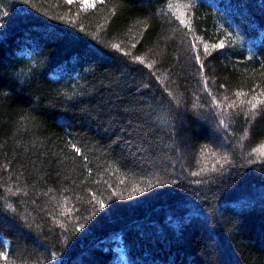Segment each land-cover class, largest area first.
Listing matches in <instances>:
<instances>
[{
  "label": "trees",
  "instance_id": "16d2710c",
  "mask_svg": "<svg viewBox=\"0 0 264 264\" xmlns=\"http://www.w3.org/2000/svg\"><path fill=\"white\" fill-rule=\"evenodd\" d=\"M89 3L0 0V251L264 264V0Z\"/></svg>",
  "mask_w": 264,
  "mask_h": 264
},
{
  "label": "snow or ice",
  "instance_id": "6c2138e0",
  "mask_svg": "<svg viewBox=\"0 0 264 264\" xmlns=\"http://www.w3.org/2000/svg\"><path fill=\"white\" fill-rule=\"evenodd\" d=\"M69 3L72 2V0H68ZM83 3L86 5V6H92L90 3H89V0H83ZM171 7V5H170ZM180 23L182 25H184L185 27H189V22L186 21L185 19H180ZM115 47H118V46H115ZM224 47V44L223 42L221 43H218V44H213L212 45V48L213 49H222ZM193 48H196V44H193ZM204 52L206 55H210L211 53L208 51V46L205 44L204 45ZM135 59H137L140 63H144L143 59L141 57H136ZM196 61L198 64L201 65V72H203L204 70V65H203V62L201 61V58L199 55L196 56ZM148 67H151V65H147ZM205 84H207V79L205 78ZM205 91H208V88L207 86L205 87ZM171 95V93H169ZM243 95V93H237V96H241ZM255 99V97L253 98ZM213 103H216L217 107H220V104L213 100ZM248 103L250 104L251 108L250 110H256L258 108V104L259 103H264L262 101H258L257 103H252L251 100L248 101ZM228 107H234V104H229ZM224 112L225 114H227V108L224 109ZM221 124H224V120H221L220 121ZM72 148L74 149V151L79 154L80 153V149L78 147H76V145H72ZM215 155V154H213ZM261 155H264V152H261ZM225 161L227 160V157H224L223 158ZM217 163H220V161H217ZM201 171H204V169H202ZM200 173H193V175H199ZM151 186V185H150ZM101 207H103V203L101 202L100 204ZM0 260H4L6 262V264H12L11 261L8 260V253L6 250L4 251H0Z\"/></svg>",
  "mask_w": 264,
  "mask_h": 264
}]
</instances>
